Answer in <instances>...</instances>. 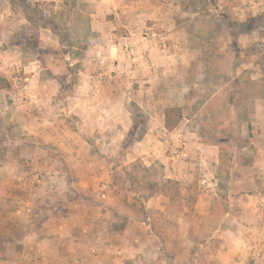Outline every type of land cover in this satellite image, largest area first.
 I'll return each mask as SVG.
<instances>
[{"label": "rangeland", "instance_id": "374dc122", "mask_svg": "<svg viewBox=\"0 0 264 264\" xmlns=\"http://www.w3.org/2000/svg\"><path fill=\"white\" fill-rule=\"evenodd\" d=\"M176 2L181 20L196 21V49H212L224 65L233 57L264 65V1ZM136 5L143 4L0 0V77L9 83L0 90V264H254L221 230L232 164L255 152L234 155L248 139L234 122L216 120L230 106L203 107L198 74L156 72L146 102L153 107L137 105L143 69L125 46L159 60L176 49L150 18L133 19ZM207 34L217 36L203 42ZM228 78L217 102L241 93H231ZM214 79L207 93L217 90ZM168 107L181 110L174 133L190 141L185 159H172L175 134L154 131ZM218 139L225 143L216 163L208 147ZM200 144L207 169L193 152ZM166 163L182 166L176 178H164ZM127 216L142 225H128Z\"/></svg>", "mask_w": 264, "mask_h": 264}, {"label": "crops", "instance_id": "0c3cea01", "mask_svg": "<svg viewBox=\"0 0 264 264\" xmlns=\"http://www.w3.org/2000/svg\"><path fill=\"white\" fill-rule=\"evenodd\" d=\"M147 1L149 0H140L143 5L139 7H137V5L135 6L133 19H140V17L150 18V20L154 22V26L160 28V30L164 32L165 38L174 43L173 46L176 50H169L168 54L163 56L162 60H159L158 57L156 58L153 50H148L143 57L136 50L138 62L134 67L135 69L144 70L137 71L141 77H144V79L140 81L141 96L138 97L136 101L137 105H139L140 108L147 106L146 104H148L150 108L153 107L151 103L146 102H150L151 82L156 72L161 71L167 74L171 71L173 74H178L185 71L188 74H198L200 76L199 82L203 84L198 94L206 93L204 96L205 100L202 104L203 107L219 104L223 109L227 106L231 107L229 116L222 114L217 116L216 120L230 123L234 122L237 126H240V135H238V137L248 139V147L237 149L235 146L236 148L234 147L233 151L234 155L244 154L243 156H247L252 152V148L255 153L249 162L239 164L234 160V164H232L233 171L229 182L230 193L228 194L229 208L224 212L225 227L222 228L221 231L236 237L239 242V246L236 250H248L252 259H254V264H264V74H262L264 65L260 66L259 64H255L253 60L250 59L251 57H246L245 60H240L237 64H235V59L233 57L228 65H224L220 55L211 58L210 51H213L212 49H207V51L203 49L202 51L191 45L192 38H194L192 30L195 27L196 21L195 19H180L178 16L181 14L180 6L176 0H150V6L144 5V2L148 3ZM139 24L140 29H144L145 26L142 25V21H140ZM215 36L217 35L207 34L204 38L202 37V41L206 42V40L210 38L212 40ZM181 38H183L182 41ZM214 40H217V38ZM239 43L241 44V48L244 49V54L250 53L246 48V46H248L247 41L243 40ZM196 50H198V52H195ZM195 53H202L204 58L197 59ZM240 58H243L242 55ZM165 61L166 64L167 62L170 63L169 68L171 69H161L162 66H166L163 65ZM255 70H257V72ZM223 75L229 76L230 78L229 89L231 93L233 90H235V94L236 92L241 93L236 94L234 99L231 97V100L229 97L226 100L221 98V100L217 102L216 98L221 96V90L224 88L221 86V78ZM213 79L214 83L217 85V90L210 94L207 92ZM247 109L248 111L250 110V112H246ZM234 126L235 125H232V128ZM177 127L168 131L164 126L163 120L162 126L154 131L158 134L160 132L168 135L175 134V137L178 139L175 145L181 143V146H183L182 150L186 156L178 157L173 155L172 159H185L190 154L186 146L190 147L191 145L190 141H183L184 139L187 140L186 136L182 139L179 133H174L177 131ZM190 134L191 133H187L188 136H190ZM224 143L222 139H218L214 144L210 145L211 147H208V149H214L216 163H219V155L221 153L220 145ZM199 146V151H195L194 149L193 152L197 154L202 165L207 169L210 161L205 153L206 148L201 149V147H205V145L200 144ZM174 149L175 147H172V153ZM181 168L182 166L177 170L173 163H166L163 166L164 178H176L177 171L182 170ZM207 176L208 174H206V178H208ZM202 182L206 183L207 181L204 179ZM157 199H159V196H157ZM138 200L139 198H136L135 201L137 202ZM131 219L132 217L130 216L126 217L128 225L131 223L130 221L140 223V225L143 223V219L142 222L138 219Z\"/></svg>", "mask_w": 264, "mask_h": 264}, {"label": "trees", "instance_id": "16d2710c", "mask_svg": "<svg viewBox=\"0 0 264 264\" xmlns=\"http://www.w3.org/2000/svg\"><path fill=\"white\" fill-rule=\"evenodd\" d=\"M9 88V83L6 78L0 77V90H6ZM182 118L181 110L177 107H168L164 110V126L168 131L173 130L177 127L180 120ZM165 184H170L174 187H177L178 184L174 181L166 180ZM159 195H163L162 193H159ZM138 198V197H137ZM143 199V198H142ZM141 199V200H142ZM140 200V199H139ZM140 200V201H141ZM170 200V199H168ZM145 200L143 199V202ZM142 201L140 202L141 205H144Z\"/></svg>", "mask_w": 264, "mask_h": 264}, {"label": "built area", "instance_id": "2783aa9c", "mask_svg": "<svg viewBox=\"0 0 264 264\" xmlns=\"http://www.w3.org/2000/svg\"><path fill=\"white\" fill-rule=\"evenodd\" d=\"M125 53L130 62H132L133 64L138 62V54L134 48L125 46ZM173 155L178 157L186 156V154L182 150L181 145L180 146L178 145V147L173 150Z\"/></svg>", "mask_w": 264, "mask_h": 264}]
</instances>
